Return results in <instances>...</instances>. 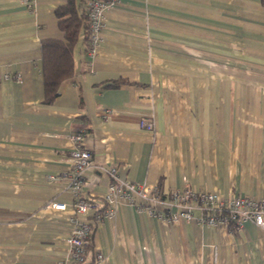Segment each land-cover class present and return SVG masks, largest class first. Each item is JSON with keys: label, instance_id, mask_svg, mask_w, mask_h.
<instances>
[{"label": "crops", "instance_id": "1", "mask_svg": "<svg viewBox=\"0 0 264 264\" xmlns=\"http://www.w3.org/2000/svg\"><path fill=\"white\" fill-rule=\"evenodd\" d=\"M65 1L0 0V76L11 74L0 80V264L69 258L73 209L49 202L70 200L78 130L122 178L264 197V0H119L95 54L78 41L72 77L46 102L40 45L63 37L55 8ZM109 182L93 169L82 194L104 205ZM94 212L76 216L90 222L102 264H264V228L252 221L229 231L124 201L112 217Z\"/></svg>", "mask_w": 264, "mask_h": 264}, {"label": "built area", "instance_id": "2", "mask_svg": "<svg viewBox=\"0 0 264 264\" xmlns=\"http://www.w3.org/2000/svg\"><path fill=\"white\" fill-rule=\"evenodd\" d=\"M20 1L32 7L33 0ZM118 1L87 0L90 32L86 51L89 58L95 54V47L100 40L104 11L115 7ZM9 77L11 74L4 73L0 80ZM141 127L153 129V121L142 119ZM71 138L74 142L69 152L71 166L65 173V187L70 193V200L49 202L55 209L64 210L68 205L73 209V214L67 217L71 226L66 238L69 258L58 260L54 264H102L104 256L101 252H89L90 222L79 219L76 214H85L94 208V217L99 221L114 216L120 201L166 221L193 220L209 227L223 226L229 231L240 228L245 221H252L256 226L264 228V197L248 194L224 197L215 191L195 189L189 183L165 193L157 184L149 186L120 177L115 165L103 166L95 162L91 151L82 145L85 138L83 131L72 133ZM93 169L102 170L110 177L108 189L103 195L104 205L82 194L88 172ZM55 178L53 174L47 176L49 180Z\"/></svg>", "mask_w": 264, "mask_h": 264}, {"label": "trees", "instance_id": "3", "mask_svg": "<svg viewBox=\"0 0 264 264\" xmlns=\"http://www.w3.org/2000/svg\"><path fill=\"white\" fill-rule=\"evenodd\" d=\"M87 0H66L55 8L62 38L41 40L40 70L43 83V101L51 102L59 93L63 81L74 73V48L78 41L87 46L90 32ZM107 82L104 85H117ZM90 246V241L89 245Z\"/></svg>", "mask_w": 264, "mask_h": 264}]
</instances>
